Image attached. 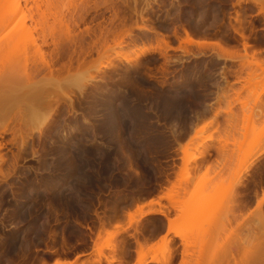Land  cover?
<instances>
[{"label": "rangeland", "instance_id": "374dc122", "mask_svg": "<svg viewBox=\"0 0 264 264\" xmlns=\"http://www.w3.org/2000/svg\"><path fill=\"white\" fill-rule=\"evenodd\" d=\"M27 1L25 5L26 7L24 6L23 11L17 15L12 23H10L11 25L0 31V132L7 119L4 115L2 116L3 111H9L7 112V115H9V113L19 111L22 108L29 109V114L28 111H25L27 114L26 132L28 131L29 137L26 138L24 144L22 143L23 145H19V142H17L19 141V138H17L15 142L11 141L12 135L10 133H1L2 136L0 137V143H2L0 155L3 156V160L0 161V170L1 172H4L2 174L0 172V245L1 247L6 245L4 246L6 249L9 243V238L12 235L11 225L13 229L15 226L17 227V230H19L18 238L22 236L24 238V236L27 237V235H29L28 238L32 236L31 233H28L29 231H26L30 226V220L28 217H23L22 215L19 217L15 216V220L14 213L18 208L21 210L30 208L32 214L31 217H37L38 222L43 223L42 229L44 231L42 230L35 235L36 237L33 236L31 238V241H33L31 242L30 247H20L22 251L21 249L18 250L19 253H17V255L11 253L12 256L6 252L3 247H0V250L4 251L3 255L2 251H0V264H40L41 261H46L47 264H52L53 259H55L57 254L61 252H63L65 258L67 257V260L70 262L69 264H81L82 262L91 261L97 258L98 256H96L97 254L95 253L96 249L94 247V242L102 241L106 235H103L104 237L102 238H98L96 235L99 224L97 219H95L96 217H94L95 211L102 214L104 222L110 221L111 224L117 222L121 225V228H126V231L122 232L123 234H121V232L119 233L121 236L118 235L116 237L117 240L125 239V250L121 257H123L122 259L126 262L123 264H134L136 262L135 259L138 253L136 252V236L138 241L143 245V247H141L142 249L140 248V253H145V259L147 261H150L151 259H156L158 261H150L148 264H162L161 262L166 259L165 257L167 256V253H171L172 251L175 256L172 258V264H180L183 253V259H187L186 264H190V262L191 264L193 262L194 264H217V261L222 263L225 260L230 263V254L231 256L233 255L234 260L236 259L235 261L238 262L244 259L245 256L246 259H249L250 261H253L255 257H258V264L261 261L260 264H264V202L261 206L262 212L255 207L256 199H259L264 193V155L252 165L247 173L242 175L243 184L237 189L241 207L239 211H236V217L235 215L232 217L226 212L228 211L226 203L230 197L231 185L237 176L242 174L246 155L264 147V72L262 70V68H264V63L261 69L254 64H243L245 61L253 59L250 57L253 52H255V57L261 60L263 59L264 61V52L256 51L257 48L264 46V29H262L264 28V12L260 11V9L262 10L264 8V0L241 1L242 6L245 7L244 18L251 22V24H249L251 26V28L249 26L250 30L249 28H244L245 30H243V32L249 33L251 37H254L247 40L242 39L243 41L253 44L247 47L246 51H244L242 44H238V42L232 38V35L235 34L230 28L225 30L223 26L212 27L213 29H220L221 27V32H225V46L228 45V48L230 49L233 47L239 53V59L237 58L233 61L224 57L217 58V53H220V51L213 44L205 43L203 48L195 43L187 44L182 42V39L185 37L183 29L178 30L180 32H176L178 36L175 38L173 37L174 34L171 26L173 23L177 25L180 24L181 27H186L192 32V34H194V37L198 36L200 33L192 31L191 27H193V23L189 22V20L193 21V18L196 17V14L194 13L196 9H191V7L188 6L190 4L188 1L184 0L187 2L186 5L184 4V1L179 3L182 5H180L179 11H177V13H179L178 17L174 9V6L176 8V0H158V3H152V8L149 6L146 14L144 12V16H147L146 19L149 18L150 22H153L151 25L155 30L169 35V44L171 48L166 50V60H168L166 61L165 57L158 52H154L147 55L144 60L148 57L149 58L146 62L143 61L142 66H134L127 71H125L127 67L126 64H124L123 61H120L116 54L123 51L126 52L125 49L128 50L130 45L126 46L129 48H126L125 46H113L114 48L104 51L103 49H100V44L98 43L99 45H96V48L99 49L98 53L95 52V48L92 49L89 54L82 55L81 53L77 54L79 52L77 51L78 49H74L73 44L69 39L81 38L83 40H81V45L86 47L90 38L96 39L93 36H97L100 41L107 37L106 39L109 44L112 45L113 43L111 39L113 35L111 34L120 28V21L113 16L114 13H118L119 16L125 13L126 18H129L126 19V24L127 26H130L134 24L133 19L136 20V14H132L131 10H129L130 12L128 11V5H132L135 1L137 3V8L139 9L144 6V0H48V4L50 3V11H45L46 20L41 23V25L39 23L37 24L36 18H38V16L36 15V12H34L35 10L30 9L32 0ZM40 1L43 3L45 0ZM170 1L174 2H172L174 6L171 5ZM180 1L178 0V2ZM236 1L237 0H222V2L226 4V10L228 12L226 13L224 21H227L229 14L230 16H235L233 10H236L238 7L236 5L232 6V3H235ZM21 2L23 4L24 0H21ZM86 5H89L90 7L94 6V8H89L90 10L88 9L87 14L84 10L89 6L87 7ZM261 6H263V8ZM166 14H168V17ZM246 14L251 15L247 16ZM79 17H82V19ZM172 17L177 22L173 20ZM138 18L139 17H137V23L140 24L141 22H138ZM190 18H192V20ZM149 20L147 19L144 22L148 26L150 24ZM230 22L234 23V20L231 17ZM16 26L17 28H15ZM21 26L23 28L26 27L28 30V33L26 32L23 37L22 35H17L19 33L18 30L21 31ZM87 26L93 31H91L92 34H90V38L86 34H83V38L81 34L84 32V27ZM206 26H208V24H206ZM131 27H133V34L141 36V33L136 29L135 24ZM10 32L11 36L13 34L11 39L14 38L15 34V37L18 40H15L14 45L13 41H9L11 43H8L9 46H7V43L3 38ZM201 37L199 40L202 39ZM258 37H263V39L260 40ZM128 38L129 37L125 36L124 40L129 42ZM209 38L212 39L216 37L212 34ZM153 39L154 38L152 37V41L149 40L151 42L146 40L144 44L146 43L147 45V43H153L152 45H156ZM124 43L126 44L127 42ZM139 44L142 45L138 42L136 48H132L131 46V49L138 51L137 48L140 46ZM179 45L185 46L187 52L183 53L184 50L180 51L181 49L178 48ZM131 49L128 50V52H130H127V54H132L131 52L133 51H131ZM199 51L204 52V55L198 54L199 57H194L193 54L198 53ZM58 52L59 55H57ZM245 52L248 54L247 57L244 55ZM80 57L82 58L79 59ZM144 63H146V65ZM45 64L52 65L53 71L51 70L52 72L50 71V74L48 69L44 67ZM23 65L24 67L26 66V71L27 69H31V67H37V72L33 74L34 78L32 77L30 81L26 80L25 75L23 76L22 74L23 70L21 71V66L23 67ZM102 65L108 67H103ZM162 65L164 67L161 68ZM192 65H200L202 68L204 65L223 66L218 69L216 68L213 70L214 72H212L199 70L193 71L194 69L191 67ZM61 67L64 68L62 69ZM180 67H182V69H179ZM97 68H100L101 70L97 71ZM227 68H230V70H227ZM233 68L235 69L231 70ZM228 73L233 76L227 77ZM180 74L182 82L179 81ZM101 75H111L113 80H118L116 84L119 83L117 85L119 86V89L122 90L127 87L129 96L133 95V97L137 96L142 99L138 102L142 104V108L145 105L143 110H146L149 121H152L151 124L155 125L152 126L158 129L157 130L153 127L155 131L157 130L160 134H163L162 137H164L163 139L165 142L161 141V144L160 142L159 145L157 144L158 146L156 145L155 147L152 146L150 149H145L139 144L133 145L132 142H129L130 139L126 136L127 134L124 131L119 133L120 135L124 133L121 137L116 132H108V130L104 131L101 121V116L104 114L101 113L104 112L102 104L99 103V100H97V104L93 101V98L89 95V88H87L86 91L89 92L85 94V96L75 98L74 107L76 108L74 109H76V118L79 122L81 121L82 116H87L86 118L95 125L94 132L92 133L90 132L91 130L88 129L86 131L76 132L73 135L70 143L71 149L69 146L67 147L68 149H66L67 151L65 150V155L71 156L73 154L71 158L70 156H65L63 154L64 151L62 152V150H57L58 152L50 151L51 147L60 149L63 148L65 144L64 139L58 137V135L61 136V134H56L57 136H55L54 134L50 135L48 133L51 125H53V123H70L74 119V113H72V110L69 111V109H66L67 106L65 99H63V95L69 94L71 83L78 81L84 84H98L101 82L98 81ZM228 79L233 80V82L227 81ZM25 84L29 87L28 89L24 88ZM7 86L13 87V90L10 91L12 88ZM6 88L8 90H6ZM21 88L24 90H21ZM24 91L28 92L25 93ZM178 91L180 92L178 93ZM35 94L39 96V98L45 97L44 99H48V96H50L49 98H58L59 102L52 111L50 109L51 107L47 108V106L44 105L45 103H40L39 100H35V102ZM162 96H168L167 100L169 102L165 100L167 103H162L160 100ZM169 97H173V99L171 98L173 101H171ZM177 97L179 98L177 99ZM132 98H130V100ZM7 101L13 106H9ZM37 101H39V103ZM30 102L40 104V106H32ZM130 102L132 104V101ZM160 102L166 114L165 112L161 113L163 108H161L160 112L157 111L160 110ZM153 103L159 104L158 106L156 105V107H152L150 104L154 105ZM17 104L22 108H19L18 110ZM164 104L167 105L165 106ZM174 104H177V107L181 104L180 107L183 108L181 110L185 111L180 113L181 110H179V112ZM205 104L206 106L208 104L209 107H207L209 108V111L207 110V112L203 113V106ZM6 105H8L7 107L9 109ZM196 108L201 110L197 111ZM34 109L36 111H34ZM186 111H188V113ZM196 111L199 112V114H203L205 122L198 121L197 124H191L192 126H190L191 119H193L194 114H197ZM158 113L161 114L159 118L157 115L160 114ZM215 113L218 114V116H216L217 122H210L209 118ZM174 114L177 117H180L176 118V116H173ZM190 114H192V116ZM91 116H93V118ZM170 116H172V120L170 119ZM156 120H158V122ZM174 122H176V126H174L175 128L173 129H180L178 142H175L172 136H170V123ZM202 125H204L203 128H201ZM124 137H127V139H124ZM50 138L53 139L50 140ZM49 141L51 142L49 143ZM166 141L168 143H166ZM53 145H56L57 147ZM48 147H50L49 150L47 149ZM183 147H186L187 152L192 159L188 163L191 168L189 169L191 177L189 185L187 184L189 186L187 187V192L183 193L182 191L172 197L175 205L177 204L180 206L177 208L178 206L176 205L175 210L172 207V203L161 195H163L164 192H166V189L170 186L169 182L174 181L177 176L179 167L182 164L181 157L183 156ZM67 152L71 154H67ZM200 153L205 156V158L203 156L204 159H202V157L200 159ZM60 154L65 157H62ZM69 158L78 165L81 163L80 161L83 162L85 160L87 163L90 161V164L93 165L90 167V164L88 163V166L86 165L87 167H82V169L80 168L81 170L79 169L77 171L78 177H81L82 179H78V183L73 185V191L71 192L72 195L70 194L71 197H67L69 194H62L61 196L66 200L61 198V196L58 198L56 196L52 199L51 196L53 193L58 194L62 191L66 193V191H68H64L66 189L65 185H69L68 179H70L67 172L68 166L67 164H64L68 162L67 160H69ZM194 165H197L199 168H192ZM7 170L8 173L9 171L10 173L8 176L3 177ZM79 171H82L83 173H80ZM89 181H91V183ZM59 182L60 184H58ZM85 183L88 186H86ZM90 184L93 187H91ZM96 185L99 187L97 188ZM54 186L57 187L53 190L50 189ZM61 188L63 190H61ZM74 192L76 194H74ZM34 193H36V195ZM137 197H140L139 202L138 199H136ZM198 197L201 200H199ZM55 198L59 201L56 202ZM67 198H70L69 201H67ZM150 199H154L155 203V200L159 201L162 207L157 203H145ZM132 200L133 202H131ZM65 201L66 203H64ZM192 201L195 202V205L198 201L200 202L198 203L199 205L195 206H199L197 208L198 210L202 206L200 211H193V215H189L187 213L188 211L183 213V207L193 203ZM141 202L144 203L141 210L146 211L147 214L139 221V227L137 224V228L141 232L136 231V234L133 228L134 226H129L127 223V213L133 212L134 214H137L138 206L136 203L138 204ZM62 203L66 205H61ZM51 204H53L52 207L54 208L50 209ZM29 205L31 206L29 207ZM25 206L27 208H25ZM46 207H48L49 211ZM181 208L182 210H180ZM158 209L167 212V215L171 220V224H169V226L171 225V229L168 230L169 232L167 233L166 230L169 221L165 220L164 217L157 212L153 213L150 211ZM42 213H46L45 215L48 216H46L48 219H45L47 221H45L44 217L40 215ZM108 225L109 224L106 223L105 226L109 229L110 227ZM87 226H90L92 230L91 234L86 228ZM117 229H120V226L111 227V230ZM40 233H42V235ZM62 237H64V239ZM162 237L166 238L164 239L165 241H162ZM144 238H146V242H143ZM172 247L173 249L170 251ZM184 247L188 248V250L186 249L185 251ZM139 250L137 249V251ZM102 251L103 255L109 254V250L105 247H103ZM222 252H224L226 258L223 256ZM169 255L170 254H168V256ZM3 256L6 257V260H4L5 258H3ZM108 258L110 257L108 256ZM101 260V263L95 262L93 264H107L104 256H101ZM111 264H118V262L117 260H114Z\"/></svg>", "mask_w": 264, "mask_h": 264}, {"label": "bare ground", "instance_id": "6f19581e", "mask_svg": "<svg viewBox=\"0 0 264 264\" xmlns=\"http://www.w3.org/2000/svg\"><path fill=\"white\" fill-rule=\"evenodd\" d=\"M27 1V0H26ZM25 0H24V3L22 4V2H21V0H0V31L1 30H3L4 28H6V27H8L9 25H11L10 23H12L13 21H14V19L17 17V15H19L20 14V12H22L23 11V9H24V6L26 5V3L28 2H26ZM134 1V0H133ZM175 1V0H174ZM180 1V0H179ZM182 1H184V0H181L180 2H178V0H176V8H175V6L172 4V2L173 1H170L171 2V5H173L174 6V9H175V12L177 13V11H179V7H180V5H182V4H179V3H182ZM185 1H188L190 4L188 5V6H190L191 7V9L193 8V9H196L195 11H194V13L196 14V17H195V20L194 21H190L189 20V22H195V23H197V24H200L201 26H202V30L205 28V26H206V24H208V26L209 27H213V26H223V28L226 30V29H231V30H233L234 32H236L239 36H242L241 38L242 39H244L243 37H244V35H243V30H245L244 28L247 26L246 24H248V26H250L249 24H251V22L248 20L247 21V19L245 20V18H244V10H245V7L244 6H242V2L244 1V0H237L235 3H232V6H234V5H236L238 8L236 9V10H234L235 12V16H234V18H233V20H234V23H232V22H230V14H229V16L227 17V21H224L225 19V17H226V13H228L227 12V10H226V4H224V2H222V0H185ZM184 1V4L186 5V3L187 2H185ZM225 1V0H224ZM242 1V2H241ZM252 1H255V0H252ZM257 1H260V0H257ZM262 1V0H261ZM40 0H32V5H31V8H30V6H29V8L30 9H34L35 11L34 12H36V15L38 16V18H36V20H37V24L39 23L40 25H41V23H43L46 19H45V17H46V12L49 10L50 11V9H49V5H50V3L48 4V0H45V1H43V3L41 2ZM158 3L159 1L158 0H144V6H142V7H140L139 9L137 8V3L134 1V3L132 4V5H128V7L129 8H127L128 9V11L129 10H131V13L132 14H136V16L137 17H139L138 18V22H141L140 24H138L137 23V17L135 16V19L136 20H134L133 19V22H134V24H135V27H136V29H138L139 31H140V33H141V36H136L135 34H133L132 33V29H133V27H131V26H133L134 24H132V25H130V26H127V24H126V19H129V18H126V16H125V13L123 14V15H121V16H119L118 15V13H114V17L115 18H118L119 19V21H120V28L117 30V31H114L113 32V34H111V35H113V37H112V45H110L109 44V42H108V40L106 39V38H103L101 41L99 40V38H97V36L95 37V36H93L94 38H96V39H91L90 38V34H92V32L91 31H93L90 27H84V32L81 34L82 35V37H83V34H86L90 39V41L87 43V46L85 47V46H82L81 45V42L83 41L81 38H76V39H78V40H76L75 38H71V39H69L70 40V42L73 44V47H74V49H78L77 51H79L77 54H82V55H87V54H89L91 51H92V49H95L96 48V45L98 46L99 44H100V49H103L104 51L105 50H110L111 48H114L115 46H119V47H122V46H129L130 45V48L129 47H126V48H129V49H131V46H132V48H136V45H138V42L139 43H141L142 45H140V46H138V48H137V50L138 51H135L134 49H131V51H133V52H131L130 54L131 55H129V54H127V52H128V50L127 49H125L126 50V52H119V53H117L116 55L118 56V59L120 60V61H123L124 62V64H126V69H125V71H127L128 69H130L131 67H134V66H136V67H139V66H142V64H143V61H145L146 62V60L149 58H147L146 60H144L146 57H147V55H149V54H151V53H156V52H158L160 55H162V56H164L165 57V60H166V50L168 49V48H171V46H170V44H169V35L168 34H166V33H162L161 31L159 32V31H157V30H155L154 28H153V26L151 25V23H153V22H150V20H149V18H147L148 20H149V22H150V24H149V26L148 25H146L144 22L147 20L146 19V17L144 16V12H145V14H146V12H147V8L149 7V6H151L152 5V3ZM245 2V1H244ZM174 3V2H173ZM254 3H257V2H254ZM262 3V2H261ZM125 4V3H124ZM127 4V3H126ZM170 5V6H171ZM85 6V5H84ZM87 6V5H86ZM89 6V5H88ZM87 6V7H88ZM26 7V6H25ZM43 7V8H42ZM262 8H263V6H261ZM260 7V8H261ZM82 8H84V7H82ZM82 8H81V10H82ZM91 9V8H94V6L93 7H88V8H86L84 11H85V13L87 14V12H88V9ZM96 8V7H95ZM151 8H152V6H151ZM47 9V10H46ZM89 9V10H90ZM126 9V8H125ZM264 9V8H263ZM261 10L260 9V11H262V12H264V10ZM95 10V9H94ZM118 10V9H117ZM124 10V9H123ZM123 10H121V11H123ZM169 10V9H168ZM171 10H172V7H171ZM180 10H181V8H180ZM247 10V9H246ZM46 11V12H45ZM48 11V12H49ZM118 12V11H117ZM120 12V11H119ZM123 12H125V11H123ZM130 12V11H129ZM173 12V11H172ZM193 12V11H192ZM51 13V12H50ZM49 13V14H50ZM83 13V12H82ZM131 13H129V14H131ZM85 14V15H86ZM94 14V13H93ZM122 14V13H121ZM170 14V13H169ZM174 14V13H173ZM179 13H177V17L179 16L178 15ZM193 14V13H192ZM264 14V13H263ZM84 15V14H83ZM127 15V14H126ZM168 14H166V16H167ZM82 16V15H81ZM128 16V15H127ZM171 16H173V15H171ZM170 16V17H171ZM193 16V15H192ZM113 17V18H114ZM130 17V16H129ZM168 17V16H167ZM174 17V16H173ZM172 17V18H173ZM176 17V18H177ZM79 18H81L82 19V17H79ZM84 18V17H83ZM93 18V17H92ZM94 18H95V16H94ZM112 18V19H113ZM131 18V17H130ZM172 18H171V20H172ZM193 18V17H192ZM192 18H190L191 20H192ZM209 18V19H208ZM169 19V18H168ZM35 20V19H34ZM36 20H35V22H36ZM173 20H175L174 18H173ZM178 20V19H177ZM93 21H94V19H93ZM131 21H132V19H131ZM169 21V20H168ZM176 21V20H175ZM184 21V20H183ZM219 23H218V22ZM114 22V21H113ZM171 22V21H170ZM174 22V21H173ZM177 22V21H176ZM217 22V23H216ZM85 23V22H84ZM195 23H194V25H195ZM170 24V23H169ZM172 24V23H171ZM190 24V23H189ZM183 25V24H182ZM186 25V24H185ZM15 26V25H14ZM14 26H13V28H14ZM152 26V27H151ZM172 26V32H173V34H174V36H178L177 34H176V32H178L177 31V24H174L173 23V25H171ZM170 26V27H171ZM181 26V25H180ZM193 26V25H192ZM135 27H134V29H135ZM167 27V26H166ZM169 27V28H170ZM207 27V26H206ZM12 28V27H11ZM12 28V29H13ZM15 28H17V26L15 27ZM21 29V31H19L18 30V34L17 35H19V36H21L22 35V37L24 36V34L28 31L27 30V28L25 27V28H23L22 26L20 27ZM192 28V27H191ZM249 28V27H248ZM250 28H251V26H250ZM11 29V30H12ZM180 29V28H179ZM182 29H183V32H184V34H185V37L182 39V42H184V43H189V44H196V45H198V46H200V47H203V45H205V43H208V44H213V45H215L218 49H219V51H220V53H217V57H221V58H226V59H229V60H236L237 58L239 59V53L237 52V50L236 49H234L233 47L230 49V48H228V45H226L225 46V40H224V33L225 32H221L222 30H221V27H220V29H217V30H215V32H213L212 34L216 37V38H209V37H211L212 35H208L206 32V30L207 29H205V31L206 32H202L201 31V33H199L198 34V36H193L194 34H192V32H190V30L189 29H187L186 27H182ZM199 29V28H198ZM224 29H223V31H224ZM10 30V31H11ZM166 30V29H165ZM83 31V30H82ZM81 31V32H82ZM139 31H138V33H139ZM168 31V30H167ZM199 31V30H198ZM12 32V31H11ZM11 32L10 33H8V35H6L3 39H4V41H6V43H7V46H9L8 45V43L10 44L11 42H9V41H13V45H14V43H15V40H18V39H16V37H15V34H14V38H12L11 39V37L13 36V34H12V36H11ZM133 32H134V30H133ZM209 32V31H208ZM28 33V32H27ZM151 34V35H149V34ZM178 33H180V32H178ZM197 33V32H196ZM236 33H234V34H236ZM211 34V33H210ZM16 35V36H17ZM28 35H30V34H28ZM129 37L128 39H129V42L128 41H126V40H124V37ZM173 36V37H174ZM201 36H203V37H201ZM230 36V35H229ZM81 37V36H80ZM105 37V36H104ZM152 37L154 38L153 39V41H155V44L156 45H152V44H148L147 43V45H146V43L144 44V42H146V40H151L152 41ZM197 37V38H196ZM202 38L201 40H199V38ZM18 38H20V37H18ZM84 38V37H83ZM101 38V37H100ZM3 39H2V41H3ZM11 39V40H10ZM21 39V38H20ZM75 39V40H74ZM205 39H207V40H205ZM44 40V39H43ZM82 40V41H81ZM3 41V42H4ZM45 41V40H44ZM151 41H149V42H151ZM172 41V40H171ZM225 41V42H224ZM17 42V41H16ZM124 42H127L126 44L124 43ZM99 43V44H98ZM225 43V44H224ZM242 45H243V49H244V51H246V48L247 47H249V45L247 44V42H243L242 43ZM114 46V47H113ZM234 46V45H233ZM199 47V48H200ZM235 47V46H234ZM179 49H181L180 51H182V50H184V52L183 53H185V52H187V49L185 48V46H182V45H179V47H178ZM204 48V47H203ZM55 49V48H54ZM173 49H176V48H173ZM103 51V52H104ZM95 52H99V49H97L96 48V51ZM130 52V51H129ZM128 52V53H129ZM189 52V51H188ZM257 53V52H256ZM73 54V53H72ZM100 54V53H99ZM104 54V53H103ZM102 54V55H103ZM198 54H203L204 55V52H202V51H199L198 53H194L193 54V56L194 57H199V55ZM57 55H59V52H58V54ZM57 55H55V56H57ZM154 55V54H153ZM245 57H247L248 56V54L245 52ZM242 56V55H241ZM250 56V55H249ZM61 57V56H60ZM78 57V56H77ZM152 57V56H151ZM163 57V58H164ZM250 57H252L253 59L252 60H247V61H245L243 64L245 65V64H247V65H251V64H254L256 67H258V68H262V65H263V63H264V61H263V59L261 60V59H258L257 57H255V52H253L252 54H251V56ZM82 57H80L79 59H81ZM257 58V59H256ZM53 59V58H52ZM72 60V59H71ZM164 60V61H165ZM168 60V59H167ZM166 60V61H167ZM174 60H176V59H174ZM76 61H78V60H76ZM166 61H165V63H166ZM170 61V60H169ZM173 61V60H172ZM180 61V60H179ZM182 61V60H181ZM48 62V61H47ZM46 62V63H47ZM122 62V63H123ZM45 63V62H44ZM54 63V62H53ZM57 63V62H56ZM78 63V62H77ZM55 64V63H54ZM66 64V63H65ZM102 64V63H101ZM145 65H146V63H144ZM148 64V63H147ZM242 65V64H241ZM240 65V66H241ZM42 66V65H41ZM44 66V65H43ZM63 66V65H62ZM103 67H108V66H106V65H102ZM26 67V66H25ZM24 67V65H23V67L21 66V71L23 70V72H22V74H23V76L25 75V77H26V80H29L30 81V79H32V77H33V74L34 73H36L37 72V67H31V69H27V71L25 70L26 68ZM44 67H46L47 69H48V72H49V74H50V71L52 70V65L51 64H45V66ZM65 67V66H64ZM63 67V68H64ZM148 67V66H147ZM146 67V68H147ZM162 67H164L163 65L161 66V68ZM62 68V67H61ZM62 68V69H63ZM96 68V67H95ZM39 69V68H38ZM57 69V68H56ZM164 69V68H163ZM31 70V71H30ZM97 71H100L101 69L100 68H97L96 69ZM149 70V69H148ZM262 70H263V72H264V68H262ZM30 71V72H29ZM53 71V70H52ZM51 71V72H52ZM25 72H27V73H25ZM25 73V74H24ZM39 73V72H38ZM109 73V72H108ZM21 74V73H20ZM21 74V75H22ZM105 74V73H104ZM110 74V73H109ZM117 75V74H116ZM127 75V74H126ZM119 77V76H118ZM122 77V76H121ZM124 77V76H123ZM127 77H128V75H127ZM208 77V76H207ZM24 78V77H23ZM34 78V77H33ZM124 78H126V77H124ZM93 79H95V78H93ZM117 79H119V78H117ZM24 80V79H23ZM120 80V79H119ZM123 80V79H122ZM94 81V80H93ZM98 81H101L100 83H95V84H92V83H81V82H78V81H74L73 83H71V89H70V91H69V94H65V95H63V99H65V103H66V106H67V108L66 109H69V111H71L72 110V113H74V119H73V121L72 122H70V123H53V125H51V127H50V130L48 131V133L51 135V134H54L55 136H57L58 134H61V136H59L58 135V137H62L63 139H64V142H65V144H64V146H63V148H60V149H56L55 147L54 148H50V147H48L47 149L49 150V148H50V151L51 152H56L57 150L58 151H61L62 150V152L64 151V155L66 154L65 153V150L66 149H68L67 147H69L70 146V143H71V141H72V138H73V135L76 133V132H82V131H86V130H88V129H90L91 131L90 132H94V126L95 125H93L92 124V122L88 119V118H86L87 116H82L81 117V121L79 122L78 120H77V118H76V112H75V110L76 109H74V108H76V107H74V102H75V98H77V97H79V96H85V94H87L89 91V95H90V97H92L93 98V101L96 103L97 102V100H99V103L100 104H102V108H103V111L104 112H101V113H104L103 114V116H101L102 117V119H101V121H102V128L104 129V131H106V130H108V132H110V131H113V133L114 132H116V133H121V132H126V136H128V138L130 139H128L129 140V142H132V144L134 145V144H139L140 146H143L145 149H150L152 146H156L157 144L159 145V142H160V144H161V141L162 142H165L164 141V137H162V135L163 134H160L157 130V128L156 127H154L155 125L154 124H151V122L149 121V119H148V115L146 114V110L144 111L143 109H144V107H145V105H144V107L142 108V104H140L138 101H141L142 99L141 98H139V97H137V96H134L133 97V95H130V96H132V97H130L129 96V94H128V90H127V87H125V89H119V86H117L118 84H116L117 82H118V80L116 81L115 79L113 80L112 78H111V75H108V76H106V75H101V77L98 79ZM24 82V81H23ZM125 82V81H124ZM29 84V83H28ZM90 84H92V85H90ZM125 84V83H124ZM25 86H26V84H25ZM24 86V88H29V87H25ZM31 86H33V85H31ZM30 86V87H31ZM127 86V85H126ZM7 87H10V86H7ZM124 87V86H123ZM10 88H12L11 90H10ZM9 88V90L10 91H12L13 90V87H10ZM87 88H89L88 90V92L86 91V89ZM121 88V87H120ZM23 88H21V90H22ZM31 89V88H30ZM6 90H8L7 88H6ZM20 90V89H19ZM20 90V91H21ZM24 90V89H23ZM25 93L26 92H28V91H24ZM39 92H40V90H39ZM180 91H178V93H179ZM34 93H35V91H34ZM36 93H37V91H36ZM44 93V92H43ZM177 93V94H178ZM238 93V92H237ZM30 94V93H29ZM39 94V93H38ZM41 94V93H40ZM23 95H24V93H23ZM32 95V94H31ZM72 95H73V97H72ZM89 95H86V96H89ZM179 95V94H178ZM48 96V95H47ZM65 96V97H64ZM8 97H9V95H8ZM32 97H33V95H32ZM31 97V98H32ZM50 96H48V99L46 98V99H44L45 97H41V98H39V96H37L36 94H35V99H34V101L35 100H39L40 101V103H45L44 105H46L47 106V108H50L51 110L52 109H55V107L57 106V104H58V102H59V99L57 98H54V100H53V98L51 99V98H49ZM132 98L131 100H130V98ZM135 97H137V98H135ZM168 97V96H167ZM167 97H161L160 98V100H161V102L163 103V102H165V100H167L168 98ZM176 97V96H175ZM30 98V99H31ZM34 98V97H33ZM83 98V97H82ZM91 98V99H92ZM139 98V99H138ZM170 98V97H169ZM172 99H173V97H171ZM170 98V99H171ZM179 97H177V99H178ZM25 99V98H24ZM28 99V98H27ZM136 99H138V100H136ZM171 99V101H173ZM26 100V99H25ZM29 100V99H28ZM33 100V99H32ZM39 101H37L38 103H39ZM77 101V100H76ZM130 101H132V104H131V102ZM168 101V100H167ZM27 102V101H26ZM32 102V101H31ZM30 102V104L32 105V106H34V105H39L40 106V104H34V103H31ZM36 102V101H35ZM154 102V101H153ZM157 102V101H156ZM159 102V101H158ZM161 102H160V106H161ZM169 102V101H168ZM238 102V101H237ZM7 103H8V101H7ZM12 103V102H11ZM14 103V102H13ZM29 103V102H28ZM27 103V104H28ZM78 103H79V101H78ZM77 103V104H78ZM94 103V104H95ZM143 103V102H142ZM150 103H152V102H150ZM165 103H167V102H165ZM200 103H201V101H200ZM199 103V104H200ZM205 103V102H204ZM21 104H23V103H21ZM26 104V103H25ZM97 104V103H96ZM154 105H152V104H150L152 107H156V105L158 106V104H156V103H153ZM177 104H178V102H177ZM177 104L175 105L174 104V106H176L177 107ZM181 104H182V102H181ZM181 104H179V106L177 107L178 108V111L179 110H181V109H183V108H181L180 106H181ZM8 105L9 106H11L10 105V102L8 103ZM8 105H6V107L8 106ZM15 105V104H14ZM18 105V104H17ZM24 105V104H23ZM42 105V104H41ZM53 105H54V107H53ZM165 106L167 105V104H164ZM201 105H203V104H201ZM13 106V105H12ZM16 106V105H15ZM20 105H18V110H19V107ZM22 106V105H21ZM28 106V105H27ZM43 106V105H42ZM49 106V107H48ZM99 106H101V105H99ZM182 106H183V104H182ZM207 106H208V104H207ZM206 106V104L203 106V113H205V112H207V110L209 109L208 107ZM17 107V106H16ZM38 107V106H37ZM89 107H91V106H89ZM212 107V106H211ZM210 107V108H211ZM8 108V107H7ZM11 108V107H10ZM22 108V107H21ZM20 108V109H21ZM31 108H33V107H31ZM35 108V107H34ZM161 108H163L162 106L160 107V110H157L158 112H160L161 111ZM173 108V107H172ZM187 108V107H186ZM200 108V107H199ZM6 109V108H5ZM4 109V110H5ZM9 109V108H8ZM36 109V108H35ZM34 109V111H36ZM96 109V108H95ZM99 109V108H98ZM101 109V108H100ZM169 109H171V108H169ZM174 109H176V108H174ZM197 109V108H196ZM201 109H202V106H201ZM201 109H197V111H200ZM12 110V109H11ZM14 110H16V109H14ZM173 110V109H172ZM28 111V114H29V109H27V108H22L21 110H19V111H15V112H12V113H9V115H7L8 113L7 112H9V111H3V114H2V116L4 115L7 119H6V122H5V124L3 125V129L1 130V132H0V137L2 136L1 135V133H10L11 135H12V140L11 141H16L17 140V138H19V141H17V142H19V145H23L24 144V142L26 141V138L27 137H29V134H28V131L26 132V127H27V123H26V112ZM53 111V110H52ZM66 111V110H65ZM92 111V110H91ZM157 111H155V112H157ZM175 111V110H174ZM174 111H171V112H174ZM185 111V110H184ZM183 110H181V112L183 113L184 112ZM195 111V110H194ZM196 111V113L197 114H194V116H193V119H191V122H190V126H192L191 124H197V122L198 121H203V123L205 122L204 121V116H203V114H199V112H197ZM209 111V110H208ZM2 112V111H1ZM4 112H6V113H4ZM84 112V111H83ZM99 112V111H98ZM155 112H154V114H155ZM164 113L165 112V110H164V108H163V111H161V113ZM177 112V111H176ZM175 112V113H176ZM180 112V111H179ZM180 112V113H181ZM187 113H188V111H186ZM185 112V113H186ZM89 113V112H88ZM168 113V112H167ZM186 113V114H187ZM191 113V112H190ZM195 113V112H194ZM79 114V113H78ZM157 114V113H156ZM158 114H160V113H158ZM165 114H166V112H165ZM185 114V115H186ZM193 114V113H192ZM192 114H190L191 116H192ZM217 113H215V114H213L209 119H210V122H217V117L216 116H218V114L216 115ZM0 115H1V113H0ZM80 115H81V113H80ZM94 115V114H93ZM102 115V114H101ZM169 115V114H168ZM172 115V114H171ZM176 115H177V113H176ZM175 114L173 115L174 117L176 116ZM180 115H183V114H180ZM184 115V116H185ZM158 116V118L161 116V114L160 115H157ZM179 116V115H178ZM187 116H189V115H187ZM190 116V117H191ZM92 118H93V116H91ZM166 117V116H165ZM171 117L172 116H170V119H171ZM180 117V116H179ZM179 117H177L176 116V118H179ZM183 117V116H182ZM189 117V118H190ZM2 118V117H1ZM29 118V117H28ZM31 118V117H30ZM90 118V117H89ZM167 118V117H166ZM169 118V117H168ZM184 118H186V117H184ZM192 118V117H191ZM91 119V118H90ZM183 119V118H182ZM80 120V119H79ZM172 120V119H171ZM174 120H178V119H174ZM28 121V120H27ZM157 122H158V120H156ZM155 121V122H156ZM172 122V121H171ZM177 122V121H176ZM176 122H174V123H170L169 125H170V136H172V138L174 139V141L175 142H178V139H179V132H180V129H178L177 127V129L176 130H174L173 128H175L174 126H176ZM154 123V122H153ZM181 123V122H180ZM100 124V123H99ZM178 124V123H177ZM101 125V124H100ZM152 125H154V126H152ZM157 125V124H156ZM169 125H168V128H169ZM179 125V124H178ZM188 125V124H187ZM157 126H159V125H157ZM189 126V127H190ZM100 127V126H99ZM157 129L156 131H155V129ZM204 127V125H202V127L201 128H203ZM96 128V127H95ZM101 128V129H102ZM180 128V127H179ZM29 130V129H28ZM179 130V131H178ZM182 131V130H181ZM161 132V131H160ZM104 133V132H103ZM162 133V132H161ZM57 134V135H56ZM122 134H124V133H122ZM122 134L120 135V137L122 136ZM53 135V136H54ZM93 135V134H92ZM49 137V136H48ZM52 137V136H51ZM98 137H100V136H98ZM102 137V136H101ZM119 137V136H118ZM61 138V139H62ZM96 138V137H95ZM49 139V138H48ZM53 139V138H52ZM51 138H50V140H52ZM55 139V138H54ZM119 139V138H118ZM121 139V138H120ZM124 139H127V137L125 138L124 137ZM167 139V138H166ZM128 140H126V141H128ZM55 141V140H54ZM103 141V140H102ZM118 141V140H117ZM168 141V140H167ZM166 141V143H168ZM172 141V140H171ZM170 141V142H171ZM173 141V142H174ZM16 142V143H17ZM51 141H49V143H50ZM63 142V143H64ZM174 142V143H175ZM23 143V144H22ZM165 143V144H166ZM53 144V143H52ZM51 144V145H52ZM57 144V143H56ZM59 144V143H58ZM170 144V143H169ZM49 145V144H48ZM47 145V146H48ZM63 145V144H62ZM74 145V144H73ZM157 145V146H158ZM179 145V144H178ZM53 146H56V145H53ZM60 146V145H59ZM170 146V145H169ZM168 146V147H169ZM2 147V143H0V148ZM57 147V146H56ZM73 147V146H72ZM70 149H71V146L69 147ZM69 149V151L71 152V150ZM138 150V149H137ZM46 151V150H45ZM57 151V152H58ZM67 151V150H66ZM94 151V150H93ZM92 151V152H93ZM61 152V153H62ZM75 152H77V151H75ZM99 152V151H98ZM72 153H73V151H72ZM81 153V152H80ZM182 153H183V156L181 157V159H182V164H181V166L179 167V171H178V173H177V178L175 177V180L174 181H171V182H169L170 183V186L166 189V192H164V194L163 195H161L162 197H164L165 199L167 198L169 201H170V203H172V207L176 210V205H175V203L173 202V200H172V197H173V195H176V194H179L180 192H182L183 191V193L184 192H187V190H188V188L187 187H189L188 185H189V181H190V177H191V174H190V170L189 169H191L190 167H189V161L190 160H192L191 159V157L189 156V154H188V152H187V149H186V147H183L182 148ZM50 154V153H49ZM67 154H71V153H68L67 152ZM58 155V154H57ZM61 155V154H60ZM73 155V154H72ZM71 155V156H72ZM81 155V154H80ZM264 155V147L263 148H261V149H259V150H257V151H255V152H250V153H248V155H246V158H245V166H244V170H243V172H242V174L241 175H239V176H237V178L233 181V183H232V185H231V188H230V197H229V200H227L228 202V204L226 203V208H227V210L228 211H226L227 213H229L230 214V216H234L235 215V213H236V211L238 210H240V205H241V202H240V198H239V193H238V191H237V189H238V187L241 185L242 186V184H243V182H242V178H243V176L242 175H244L245 173H247V171L252 167V165H254L255 164V162L256 161H258V159L260 158V157H262ZM47 156V155H46ZM62 157H65V156H68V155H65V156H63V155H61ZM70 156V155H69ZM68 156V157H69ZM71 156H70V158H71ZM200 159H201V157H202V159H204L205 158V156L202 154V153H200ZM203 156H204V158H203ZM75 157V156H74ZM15 158V157H14ZM58 158V157H57ZM60 158V157H59ZM70 158H69V160H67L68 162L67 163H65L64 165H66L67 164V166H68V168H67V172H68V177L70 178V179H68V184L69 185H65L66 186V189L64 190V191H66V190H68V191H66V193H64L63 191V193L62 192H60V193H56V194H54L53 193V195L51 196V198L53 199L54 197H56L57 196V198L58 197H60L62 194H65V195H68L67 197H71L70 196V194H71V192L73 191V185H76L77 183H78V179L80 180V178L81 177H78V173H77V171L81 168L82 169V167H85L88 163L90 164V161L87 163V161L85 160V159H83V160H85V161H80L81 163H79V165L77 164V163H75L73 160H70ZM131 158V157H130ZM68 159V158H67ZM72 159H74V158H72ZM77 159V158H76ZM194 159V158H193ZM1 160H3V156L2 155H0V161ZM60 160V159H59ZM80 160V159H79ZM87 160H89V159H87ZM130 160V159H129ZM66 161V160H65ZM132 161V160H131ZM63 162V161H62ZM76 162H77V160H76ZM54 163V162H53ZM93 163V162H92ZM56 164V163H55ZM110 164V163H109ZM129 164V163H128ZM48 165V164H47ZM91 165H93V164H90V167H91ZM112 165V164H111ZM115 165V164H114ZM131 165H133V164H131ZM16 166V165H15ZM88 166V165H87ZM86 166V167H87ZM109 166V165H108ZM134 166V165H133ZM197 165H194V166H192V168H195V169H197ZM8 168V167H7ZM9 168H10V166H9ZM60 168V167H59ZM131 168V167H130ZM199 168V167H198ZM80 169V170H81ZM88 169V168H87ZM108 169V168H107ZM110 169V168H109ZM10 170V169H9ZM13 170V169H12ZM3 171H4V169H3ZM137 171V170H136ZM0 172H1V170H0ZM13 172V171H12ZM80 172V171H79ZM82 172V171H81ZM80 172V173H81ZM2 173H4V172H1V174ZM9 173H10V171H9ZM8 170H7V172L4 174V176L3 177H6V176H8ZM76 173V174H75ZM83 173V172H82ZM135 173H137V172H135ZM77 175V176H76ZM14 176V175H13ZM2 177V178H3ZM82 179V178H81ZM84 179V178H83ZM86 180V179H85ZM64 181V180H63ZM70 182V183H69ZM90 183H91V181H89ZM31 183V182H30ZM55 183H57V182H55ZM82 183V182H81ZM80 183V184H81ZM51 184H53V183H51ZM58 184H60V182L58 183ZM86 184V183H85ZM96 184V183H95ZM188 184V185H187ZM55 185V184H54ZM94 185V184H93ZM39 186V185H38ZM51 186V185H50ZM86 186H88L87 184H86ZM90 186H91V184H90ZM57 186H54L53 188H50V189H54V188H56ZM61 187V186H60ZM60 187H59V189H60ZM76 187V186H75ZM91 187H93V186H91ZM96 187H97V185H96ZM99 187V186H98ZM97 187V188H98ZM31 188V187H30ZM48 188V187H47ZM63 188V187H62ZM61 188V190H63ZM90 189H92V188H90ZM89 189V190H90ZM95 189V188H94ZM31 190V189H30ZM58 190V189H57ZM33 191V190H32ZM50 191V190H49ZM56 191V190H55ZM77 191V190H76ZM34 192V191H33ZM36 192V191H35ZM52 192V191H51ZM133 193H135V192H133ZM22 194V193H21ZM30 194H31V192H30ZM33 194V193H32ZM35 195H36V193H34ZM48 194V193H47ZM49 194H50V192H49ZM52 194V193H51ZM74 194H76L75 192H74ZM94 194V193H93ZM125 194V193H124ZM72 195V194H71ZM92 195V194H91ZM32 196V195H31ZM64 196V195H63ZM112 196V195H111ZM132 196H134V195H132ZM33 197V196H32ZM35 197V196H34ZM66 197V196H65ZM88 197V196H87ZM127 197V196H126ZM201 197V196H200ZM203 197V196H202ZM57 198H55V200L57 199ZM61 198H64V197H62L61 196ZM116 198V197H115ZM128 198V197H127ZM130 198H131V196H130ZM140 198V197H139ZM138 197L136 198V199H138V202H139V199ZM199 198V197H198ZM25 199V198H24ZM30 199V198H29ZM32 199V198H31ZM41 199V198H40ZM65 199V198H64ZM64 199H63V201H64ZM69 199L70 198H67V201H69ZM129 199V198H128ZM132 199V198H131ZM135 199V200H136ZM26 200V199H25ZM51 200V199H50ZM61 200V199H60ZM66 200V199H65ZM72 200V199H71ZM99 200V199H98ZM159 200H160V197H159ZM199 200H201L200 198H199ZM33 201V200H32ZM52 201V200H51ZM59 201V200H58ZM57 200H56V202H58ZM118 201V200H117ZM121 201H123V200H121ZM137 201V200H136ZM156 201V203L157 204H159V206L160 207H162V205H160V202L159 201H157V200H155ZM197 201V200H196ZM62 202V201H61ZM60 202V203H61ZM71 202V201H70ZM78 202V201H77ZM127 202V201H126ZM131 202H133V200L131 201ZM193 202V201H192ZM202 202H203V200H202ZM263 202H264V193L262 194V196L258 199H256V204H255V207L257 208V210H260L261 212H262V208H261V206H262V204H263ZM22 203V202H21ZM51 203V202H50ZM49 203V204H50ZM64 203H66V201L64 202ZM64 203H62L61 205H66V204H64ZM69 203V202H68ZM73 203H74V201H73ZM129 203V202H128ZM145 203H150V204H153V203H155L154 202V199H150V200H148L147 202H145ZM155 203V204H156ZM195 202H193V203H190L189 205H187V206H185V207H183L184 209L182 210V208L180 209V210H182V212L183 213H186L187 211V213L189 214V215H193V211H200V208L202 207H200L199 208V210L197 209L199 206H197V207H195L196 205H199L198 203H200L199 201H198V203L195 205L194 204ZM20 204V203H19ZM49 204H48V207H49ZM55 204V203H54ZM57 204V203H56ZM75 204V203H74ZM82 204V203H81ZM117 204V203H116ZM127 204V203H126ZM132 204V203H131ZM25 205V204H24ZM52 205L53 204H51V207H50V209L51 208H54V207H52ZM69 205H70V203H69ZM136 205L138 206V211H137V214H134L133 212H128L127 213V217H128V220H127V223L129 224V226L131 225H133L134 227V230H135V232L137 231V232H141V231H139L138 230V228H137V224L139 223V221L141 220V218H143L146 214H147V212L146 211H143V210H141V207H143V205H144V203H136ZM171 205V204H170ZM31 205H29V207H30ZM120 206V205H119ZM118 206V207H119ZM124 206V205H123ZM178 206V205H177ZM48 207H46L47 209H48ZM67 207V206H66ZM70 207V206H69ZM77 207V206H76ZM83 207H84V204H83ZM113 207H114V205H113ZM180 206H178L177 208H179ZM22 208H24V207H22ZM25 208H27L26 206H25ZM111 208V207H110ZM120 208V207H119ZM124 208V207H123ZM46 209V210H47ZM85 209H87V208H85ZM194 209H196V210H194ZM15 210V209H14ZM53 210V209H52ZM116 210V209H115ZM180 210H178V211H180ZM48 211H49V209H48ZM88 211V210H87ZM150 211H152L153 213L154 212H157L158 214H160V215H162V217H164V219L165 220H168L169 222H168V224H167V230H166V233L167 232H169L168 230H170L171 229V225L169 226V224H171L170 223V219H169V217H168V213L167 212H165L164 210H162V209H158V210H150ZM149 211V212H150ZM186 211V212H185ZM66 212V211H65ZM70 212V211H69ZM82 212H83V210H82ZM40 213V212H39ZM47 213H49V212H47ZM76 213V212H75ZM226 213V214H227ZM46 214V213H45ZM45 214H40V215H42L43 217H44V220L48 217L47 215H45ZM84 214V213H83ZM25 216V217H28L29 218V220H30V226L28 227V230H26V231H29L28 233H31L32 234V236L30 237V238H28V236L29 235H27V237L26 236H24V238H23V236L22 237H20V238H18V231L19 230H17V227H15L14 225V229H13V227H12V225H11V228H12V235H11V237L9 238V243H8V245H7V247H6V249L4 248V246H6V245H4V246H2L3 248H4V250H6V252H8L10 255H12L11 253H13V254H16L17 255V253H19V251L18 250H20L21 248H23V246H24V248H26L27 246H29L30 247V244H31V242L33 241H31V238L33 237V236H35L36 234H38L39 232H41L43 229H42V227H43V223H40V222H38V220H37V217H31V210H30V208H28V209H24V210H21L20 208H18V209H16V212L14 213V217L16 216V217H19V216ZM95 215V216H94ZM94 217H96L95 219H97V221H98V224H99V226H98V230H97V236H98V238H102V237H104L103 235H106L105 236V238L104 239H102V241H95L94 242V247H95V249H96V251H95V253L97 254L96 256H98L97 258H95V259H93V260H91V261H86V262H82L81 264H93V263H95V262H97V263H101L102 262V260H101V256L103 257L104 256V258H105V262L107 263V264H111V262H113L114 260H117V262H118V264H123V263H125L126 261L124 260V259H122L123 257H121V255L123 254V252H124V250H125V248H124V240L123 239H116V237L118 236V235H120L119 233L121 232V234H123L122 232H124V231H126V228H121V225H119V223H117L116 221V223H113V224H111V222L110 221H107V222H104V220L102 219L103 218V216H102V214H99V212H97V211H95V213H94ZM262 215V214H261ZM34 216V215H33ZM36 216V215H35ZM47 216V217H46ZM57 216V215H56ZM16 217H15V220H16ZM67 217V216H66ZM235 217H236V215H235ZM20 218H22V217H20ZM27 218V219H28ZM48 219V218H47ZM105 219V218H104ZM116 219V218H115ZM18 220V219H17ZM74 220V219H73ZM229 220V219H228ZM45 221H47V220H45ZM44 221V222H45ZM21 222V221H20ZM19 222V223H20ZM22 223V222H21ZM78 223V222H77ZM106 223L107 224H109L108 226L110 227L109 229L105 226L106 225ZM46 224V223H45ZM135 224V225H134ZM81 225V224H80ZM111 225V226H110ZM140 225H141V223H140ZM26 226V225H25ZM116 226H120V229H117V230H111V227H116ZM138 227H139V224H138ZM10 228V229H11ZM26 228H27V226H26ZM88 230H89V232H90V234H91V228H90V226H87L86 227ZM9 231H11V230H9ZM44 231V230H43ZM63 231V230H62ZM137 232H136V234H137ZM10 233V232H9ZM22 233V232H21ZM25 233V232H24ZM27 233V232H26ZM27 233V234H28ZM77 233V232H76ZM93 233V232H92ZM11 234V233H10ZM20 234V233H19ZM41 235H42V233H40ZM53 234V233H52ZM21 235V234H20ZM24 235V234H23ZM10 236V235H9ZM40 236V235H39ZM38 236V237H39ZM62 236V235H61ZM121 236V235H120ZM26 237V238H25ZM36 237V236H35ZM53 237V236H52ZM124 237V236H123ZM164 237H165V234H164ZM164 237H162V241L164 240V239H166V238H164ZM4 238V237H3ZM63 239H64V237H62ZM36 239V238H35ZM116 240V241H115ZM144 241L143 242H146L145 240H146V238H144L143 239ZM65 241V240H64ZM165 241V240H164ZM167 241H168V239H167ZM1 242H2V240H1ZM6 242V241H5ZM4 242V243H5ZM135 242H136V245H137V249L139 250L141 247H143V245L141 244V242L140 241H138V239H137V236H136V239H135ZM7 243V242H6ZM1 244H3V243H1ZM36 244V243H35ZM144 244V243H143ZM167 244V243H166ZM183 244V243H182ZM32 246V245H31ZM0 247H1V245H0ZM1 247V248H2ZM21 247V248H20ZM103 247H105V248H107L108 250H109V254L108 255H103ZM183 247V246H182ZM187 247V246H186ZM175 248V247H174ZM185 248V247H184ZM28 249V248H27ZM137 249H136V252H138L137 253V255H136V259H135V263L134 264H148L150 261H152V262H158L156 259H151L150 261H147L146 259H145V253L144 252H141L140 253V251H141V249L139 250V251H137ZM144 249V248H143ZM172 249H173V247L171 248V250L170 251H172ZM186 249L188 250V248H185V251H186ZM169 250V249H168ZM176 250V249H175ZM0 251H2V255L4 254V251L3 250H0ZM21 251H22V249H21ZM144 251V250H143ZM170 251H168V252H170ZM181 251H182V249H181ZM180 251V252H181ZM175 252V251H174ZM183 252H184V249H183ZM7 253V254H8ZM62 253V255H63V252H61ZM61 253H56L57 254V257L55 258V259H53V263L52 264H69L70 262L67 260V257L65 258L64 256L65 255H63V257H62V255H61ZM187 253V252H186ZM185 253V254H186ZM223 253V256H224V252H222ZM221 253V254H222ZM231 253V252H230ZM0 254H1V252H0ZM6 254V256L8 257V255ZM168 254H170L169 256H168ZM176 254V253H175ZM181 254H182V252H181ZM184 254V253H183ZM183 254H182V258H181V260L182 261H180L179 263L180 264H186L187 262V259L186 260H184L183 259ZM189 254V253H188ZM61 255V256H60ZM117 255H118V257H117ZM13 256V255H12ZM108 256L110 257V258H108ZM259 256V255H258ZM168 257V258H167ZM173 257H175L174 255H173V251L171 252V253H167V256L165 257L166 259H164V261H162L161 263L162 264H172V258ZM186 257V256H185ZM217 257V256H216ZM215 257V258H216ZM225 257V256H224ZM227 257H229V256H227ZM230 263H229V261H224V262H216L215 260V262L217 263V264H258V262H257V260H258V257L256 258L255 256V258H254V260L253 261H250L249 259V261L246 259V257L244 256V259H242L241 261H235L234 260V258H233V255L231 256V254H230ZM3 258H5L4 260H6V257L5 256H3ZM221 258V257H220ZM226 258V257H225ZM224 258V259H225ZM1 259V258H0ZM18 259V258H17ZM42 259V258H41ZM43 260H45V259H43ZM221 260V259H220ZM228 260V259H227ZM252 260V259H251ZM260 260V259H259ZM264 260V259H263ZM7 261H8V258H7ZM6 261V262H7ZM19 261V260H18ZM48 261V260H47ZM196 261V260H195ZM40 262V261H39ZM189 262V261H188ZM262 262V261H261ZM260 262V263H261ZM46 263V261H41V263L40 264H45ZM72 263V262H71ZM75 263V262H74ZM259 263V264H260ZM6 264V263H5ZM9 264V263H8ZM47 264V263H46ZM190 264H191V262H190ZM192 264H194V262L192 263ZM196 264V263H195Z\"/></svg>", "mask_w": 264, "mask_h": 264}, {"label": "flooded vegetation", "instance_id": "af4514ba", "mask_svg": "<svg viewBox=\"0 0 264 264\" xmlns=\"http://www.w3.org/2000/svg\"><path fill=\"white\" fill-rule=\"evenodd\" d=\"M233 12H235L234 10H233ZM247 16H250L251 14H246ZM231 17V16H230ZM233 18H234V16H232ZM231 17V18H232ZM232 18V19H233ZM195 20V18H193V21ZM246 20V19H245ZM248 21V20H247ZM193 24V27H192V31L193 32H200L201 33V31L203 32H206L208 35H212V33L213 32H215V30H217V29H213L212 27H209V26H205V28L202 30V26L200 25V24H197V23H195V22H192ZM194 23H195V25H194ZM249 26L247 25L245 28H248ZM177 31L178 30H182V27L180 26V24H178L177 25ZM180 28V29H179ZM199 28V29H198ZM205 29H207L206 31H205ZM262 29H264V28H262ZM199 30V31H198ZM249 30H250V28H249ZM209 31V32H208ZM233 31V30H232ZM179 32V31H178ZM211 33V34H210ZM233 33H236V32H234L233 31ZM214 34V33H213ZM243 35H244V39H252V38H254V37H251L250 35H249V33H243ZM174 36V35H173ZM176 36H174V38H175ZM242 36H239L237 33L235 34V35H232V38L235 40V41H237L238 42V44H242L243 42H247V41H243L242 40V38H241ZM258 39H263V37H258ZM247 44L249 45V46H251V45H253L252 43H249V42H247ZM256 51H258V52H264V46H261V47H259V48H257L256 49ZM218 58V57H217ZM219 58H221V57H219ZM223 65H220V66H203V68H202V66H200V65H192L191 67L194 69L193 71H212V72H214L213 70H215L216 68L218 69L219 67H222ZM236 66V65H235ZM202 68V69H201ZM179 69H182V67H180ZM235 68H233V69H231V70H234ZM227 70H230V68H227ZM220 71V70H219ZM218 72V71H217ZM233 75L232 74H230V73H228L227 74V77H232ZM179 81L180 82H182V79H181V74H180V79H179ZM227 81H229V82H233V80H227ZM182 113V112H181Z\"/></svg>", "mask_w": 264, "mask_h": 264}, {"label": "crops", "instance_id": "0c3cea01", "mask_svg": "<svg viewBox=\"0 0 264 264\" xmlns=\"http://www.w3.org/2000/svg\"><path fill=\"white\" fill-rule=\"evenodd\" d=\"M69 261V260H68Z\"/></svg>", "mask_w": 264, "mask_h": 264}]
</instances>
